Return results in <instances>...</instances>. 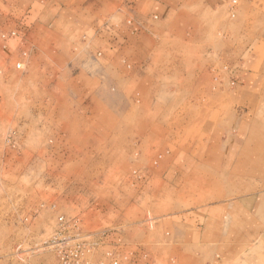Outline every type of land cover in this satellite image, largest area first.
<instances>
[{"label": "rangeland", "instance_id": "374dc122", "mask_svg": "<svg viewBox=\"0 0 264 264\" xmlns=\"http://www.w3.org/2000/svg\"><path fill=\"white\" fill-rule=\"evenodd\" d=\"M209 77L221 118L176 143ZM253 127L264 0H0V264H245Z\"/></svg>", "mask_w": 264, "mask_h": 264}, {"label": "bare ground", "instance_id": "6f19581e", "mask_svg": "<svg viewBox=\"0 0 264 264\" xmlns=\"http://www.w3.org/2000/svg\"><path fill=\"white\" fill-rule=\"evenodd\" d=\"M225 16V15H224ZM253 19V18H252ZM227 20V19H226ZM223 21V20H222ZM219 25V24H218ZM223 25V24H222ZM244 26V25H243ZM248 26V25H247ZM217 41V40H216ZM221 44V43H220ZM225 55V54H224ZM202 68V67H201ZM159 69V68H158ZM201 72V71H200ZM193 75V74H191ZM192 77V76H191ZM195 78V76H194ZM198 81V80H196ZM205 83L207 84L203 89L200 91H196L194 94V101H189L187 103L186 109H185V115L181 117L180 123L174 128H171V130H166L168 132V135L171 136L170 138L176 139L179 143L186 137L185 134L188 136H192L195 134H200L201 128L203 124L208 120V117H212L214 124H217L221 118V110L223 106V101L221 103L219 102L220 98L218 99L220 87L219 84H216L212 82L211 78L209 77ZM229 89V88H228ZM193 90V89H192ZM191 90V91H192ZM196 90V89H195ZM228 91V90H227ZM226 92V91H225ZM223 93V92H222ZM223 96H221L222 98ZM189 98V97H188ZM219 100V101H218ZM224 100V99H223ZM132 103V102H131ZM226 103V102H225ZM226 105V104H224ZM226 107V106H225ZM227 108V107H226ZM226 110V109H225ZM183 112V111H182ZM239 112V111H238ZM135 114V113H134ZM162 114V113H161ZM180 117V116H179ZM133 118V117H132ZM178 120V119H177ZM212 121V120H211ZM210 122V121H208ZM120 123V122H119ZM176 123V122H175ZM187 124V128L184 127ZM262 125V124H261ZM210 127V126H209ZM190 129L189 134L186 133V129ZM217 128V127H216ZM254 128V127H253ZM215 129V128H214ZM256 129V128H254ZM213 130V129H211ZM252 130V129H251ZM217 131V130H215ZM219 131V130H218ZM217 131V132H218ZM165 131H162L161 134L165 135ZM221 132V131H220ZM202 133V132H201ZM251 133V132H249ZM248 133V134H249ZM134 134V133H133ZM210 134V133H209ZM250 136V135H249ZM193 137V136H192ZM198 137V136H197ZM212 137V136H211ZM216 137V136H215ZM248 137V136H247ZM191 138V137H189ZM113 140V139H112ZM219 143V142H218ZM220 144V143H219ZM217 146V145H216ZM114 147V146H113ZM173 148V146H172ZM243 151H241V155L238 161V165L233 166V162L227 166L229 169V172L232 173L234 170H240L239 166L240 164L247 163L248 160H251V157L256 161L253 164H256L257 162L260 163L264 161V134L262 133V130L256 129L255 133H253V136L249 137L245 144L242 146ZM176 152V151H175ZM206 157V156H205ZM201 159V158H200ZM252 159V160H253ZM252 164V163H251ZM258 165V164H256ZM242 171V170H240ZM205 173V172H204ZM207 174V173H206ZM212 174V173H211ZM208 175V174H207ZM206 175V176H207ZM210 175V174H209ZM213 175V174H212ZM215 175V174H214ZM208 177V176H207ZM215 177V176H214ZM199 178V177H198ZM205 178V177H204ZM203 179V178H202ZM217 179V178H216ZM206 180V179H205ZM212 180V179H211ZM214 181V180H213ZM219 182L218 180H215ZM214 181V182H215ZM216 183V182H215ZM212 182V184H215ZM229 185V184H228ZM227 185V186H228ZM231 186V185H229ZM235 188V187H234ZM263 188V187H262ZM241 192V191H240ZM242 194V193H241ZM261 195V194H260Z\"/></svg>", "mask_w": 264, "mask_h": 264}, {"label": "crops", "instance_id": "0c3cea01", "mask_svg": "<svg viewBox=\"0 0 264 264\" xmlns=\"http://www.w3.org/2000/svg\"><path fill=\"white\" fill-rule=\"evenodd\" d=\"M245 261V264H264V250L248 253ZM242 262H244V260H242L241 263Z\"/></svg>", "mask_w": 264, "mask_h": 264}, {"label": "built area", "instance_id": "2783aa9c", "mask_svg": "<svg viewBox=\"0 0 264 264\" xmlns=\"http://www.w3.org/2000/svg\"><path fill=\"white\" fill-rule=\"evenodd\" d=\"M110 264H120V263L116 260H113Z\"/></svg>", "mask_w": 264, "mask_h": 264}]
</instances>
